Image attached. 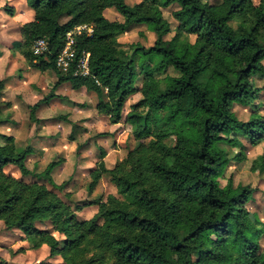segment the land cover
I'll use <instances>...</instances> for the list:
<instances>
[{"label":"trees","instance_id":"trees-1","mask_svg":"<svg viewBox=\"0 0 264 264\" xmlns=\"http://www.w3.org/2000/svg\"><path fill=\"white\" fill-rule=\"evenodd\" d=\"M25 2L34 19L20 28L21 55L30 66L51 68L57 75L41 103L54 98L63 101L54 91L68 82L73 90L85 88L93 93L98 114L116 125L125 103L136 94L125 122L135 140L147 142L128 151L110 170L103 161L105 151L99 149V161L89 171L88 190L108 175L120 199H97L92 203L96 214L79 221L76 213L85 205L72 206L55 192L66 186L65 182L56 185L51 177L58 163H48L41 176L33 174L25 165L29 149L11 148L10 138L0 134V222L5 229L19 230L34 250L47 246L49 257H59L64 264H264V250L257 241L261 232L250 224L246 207L254 189L243 186L236 191L231 177L223 187L219 184L229 164L220 144L234 143V136H242L251 145H264V116L256 104L264 96V0L257 5L252 0H140L133 6L123 0ZM172 4L178 5L172 14L173 29L161 12ZM111 8L122 22L104 17V10ZM2 10L14 15L7 5ZM233 21L239 23L235 28L230 26ZM80 25L92 26L90 35L74 34L77 51L90 55L89 77L62 74L54 62L66 34ZM136 25L154 32L152 46L126 48L118 42ZM37 39L48 44L43 56L30 51ZM133 55L145 59L139 63V88ZM145 65L150 68L143 69ZM168 69L175 75L168 76L162 88L157 79ZM252 78L263 84L255 86ZM234 105L251 107L248 121L238 120ZM37 106L31 107V116ZM1 110L0 102V121ZM158 115L162 117L157 119ZM178 116L177 127H158L159 122L170 124ZM70 125L68 140L74 141L77 128L75 123ZM10 165L22 177L35 180L25 182L5 174L4 168ZM252 165L264 169V146ZM47 222L64 237L62 242L36 226ZM169 252L178 254L179 261L173 262Z\"/></svg>","mask_w":264,"mask_h":264},{"label":"rangeland","instance_id":"rangeland-1","mask_svg":"<svg viewBox=\"0 0 264 264\" xmlns=\"http://www.w3.org/2000/svg\"><path fill=\"white\" fill-rule=\"evenodd\" d=\"M140 0H124V2L129 5L133 6L138 3ZM204 2L213 3V2H220L223 0H203ZM259 0H253L254 4H258ZM8 6V5H7ZM10 7V6H9ZM3 6L0 7L2 10ZM12 8V7H11ZM112 9V8H111ZM14 10V9H13ZM178 10V5L173 4L166 8L162 9L163 17L169 22L172 29L176 26V21L173 18V12ZM4 12V11H3ZM112 14L119 15L114 9H112ZM12 17V16H11ZM111 20H114L111 16H109ZM122 21L121 16L119 17ZM63 20V19H62ZM63 22V21H62ZM237 21H233L230 23V26L235 28L238 26ZM150 29H148L144 25H139L134 27L130 30V32L125 36L123 46H135L136 44L142 45L144 47H150L153 45L155 36L148 33ZM173 33H171L166 38H171ZM190 41H194V36L190 37ZM145 60L140 55L134 57L133 61L137 69V78H136V87H139L142 80V75L139 67V63L141 60ZM159 60V57H157ZM264 65V60H263ZM150 65L143 66V69L148 70ZM175 73L172 69H168L167 72L160 77H158L157 81L159 85L164 88L167 83L168 76H174ZM252 83L255 86H261L263 81L258 78H252ZM2 88H0L1 90ZM133 100V101H132ZM137 101V100H136ZM135 101V102H136ZM134 98L131 96L124 107L122 112L121 121L117 124L116 129L113 133L106 131V124L104 127L102 126L101 130L110 135H99V136H106L101 139H97L98 137L96 132L91 131L89 133V137L84 142H89L88 147H92V150L89 153L86 151H81L79 156L75 149V152L72 154L64 149L61 153H57L56 150H61V147H57L56 149L48 150L45 154L42 152L40 157L36 160H31L27 163V167L33 171V174L43 175V171L48 163L52 161H56L58 164L57 166H62L64 162L65 165L63 169H55L54 172V180L58 179L57 184L60 185L62 183H66L65 189L62 192H56V194L65 202L70 203V205H74L75 203L85 205V207L76 213L77 219L79 221L89 220L93 215L97 212V206L92 204L97 199L101 198L103 201H106L108 196H113L117 199H120L118 195V190L114 186L113 183L110 182L108 175H103L102 178L94 185V187L89 191L88 185L90 183L89 171L95 168V165L99 161V154L100 150L103 149L97 145V142H100L106 148L105 157L103 161L105 162V166L107 169H112L114 166L124 160L126 158L127 152L133 150L137 147V145L142 142H147V140L137 141L133 138L131 133V128L125 122V116L129 112V106L133 104ZM134 102V103H135ZM259 108L257 112L264 116V96L261 97L256 101ZM72 107V106H71ZM144 110L141 109L140 112ZM233 112L235 113L238 120L242 122L248 121L251 114V107H243L241 105H234ZM162 116L158 115L156 118L160 119ZM55 118H51L49 120L43 121L41 123L47 125L49 123H53ZM181 121V117L178 116L172 123L164 124L163 121L159 122L158 127L169 129L172 127H177ZM81 128V127H80ZM51 129L48 130V134L50 133ZM61 134V131H59ZM83 133V132H80ZM102 134V133H100ZM96 135V136H95ZM113 135V136H112ZM107 136H109L107 138ZM226 138L231 137L228 134H224ZM233 138L236 139L234 143L231 144H220L219 147L227 152L229 158V164L226 167L224 172V176L219 179L220 187H223L226 184L228 178H232L234 189L237 191L239 188L243 186H249L250 188L254 189V193L252 194L251 199L246 204V207L249 212V222L253 228L259 230L261 232L258 243L260 244V248L264 250V169L258 170L253 167L252 162L262 154L263 150V143H259L257 145H251L249 142L244 139L242 136H234ZM22 140V139H21ZM170 142L173 143V139L170 138ZM118 144V146H117ZM112 151V152H111ZM239 156L235 157L236 155L240 154ZM36 161V162H35ZM37 163V164H36ZM36 164V165H35ZM4 173L10 175L14 178L22 179L25 182H30L35 180L34 178L27 176L22 177L20 171L15 166H7L4 168ZM56 184V185H57ZM69 193L70 195L67 197L64 194ZM36 226L40 230H46L50 232L53 237L57 240L62 242L63 236L58 234L57 232L52 230V226L49 222L45 223V225H41L36 223ZM7 231L2 222H0V264H38V263H50V264H64L63 260L59 257L50 258L49 257V249L47 247V253H43V251L34 250L31 246L29 241L16 243L18 240H25L24 236H16L14 233L7 237H3L2 232ZM8 235V234H7ZM23 235V234H22ZM209 239L214 240L213 237H209ZM14 245V246H13ZM13 246V247H11ZM7 248L9 250H7ZM90 256V253L87 254ZM168 256L173 262L179 261V256L176 253L169 252Z\"/></svg>","mask_w":264,"mask_h":264},{"label":"crops","instance_id":"crops-1","mask_svg":"<svg viewBox=\"0 0 264 264\" xmlns=\"http://www.w3.org/2000/svg\"><path fill=\"white\" fill-rule=\"evenodd\" d=\"M4 5L12 7L14 15L11 17L0 10V82L2 83V89L0 90V102L2 105L0 134L10 138L11 148L17 151L29 149L30 154L26 158V167L29 161L38 159L42 152L45 154L48 150L50 151L57 147H61V150H56V152H62L66 149L67 152L70 153L71 151L73 154L76 149L78 156L81 151L89 153L92 147H88L89 142H84L89 137V133L91 131L97 134L107 133L101 130L105 124V130L113 133L117 124L111 125L108 117L98 114L95 109L96 96L93 93L87 92L85 88L73 90L68 82L61 83L54 91L56 96L64 98L63 101L54 98L48 102L41 103V100L50 92L52 85L57 81V75L51 68L39 70L30 66L21 55L19 45L23 39L20 28L23 24L31 22L34 19V12L26 4L25 0H0V7ZM111 11L112 9H106L103 12L104 17L108 21H123V19L122 21H118L120 20V15L116 17ZM109 16L115 19L111 20ZM62 21L65 22L66 19ZM136 26L131 27L119 36L118 42L123 45L125 36ZM149 32L155 36L152 30H149ZM124 47L127 48L128 46L125 45ZM258 87L260 86L258 85ZM132 97L134 98V102L138 99L136 94L132 95ZM69 102L87 104L88 106L84 109L71 107ZM36 104L38 106L33 111L32 118L31 107ZM51 118H55L53 123L47 125L41 123ZM68 122L76 124L77 130L74 135V141L68 140L71 132V125ZM49 129L51 131L48 134ZM59 131H61V134ZM103 137L106 136H98L96 140ZM97 145L106 151L103 144L97 142ZM78 146L81 147L77 150ZM65 163L61 167H56L63 169ZM56 167L52 170L51 174L55 184L58 182V179L57 182L54 180L53 171L57 169ZM27 169L31 171L28 167ZM31 172L34 173L33 171ZM12 233L23 237L22 233L17 229L2 232L3 237H7ZM25 241L20 239L15 244ZM7 250L9 249L7 248ZM37 250L47 253L45 245Z\"/></svg>","mask_w":264,"mask_h":264},{"label":"built area","instance_id":"built-area-1","mask_svg":"<svg viewBox=\"0 0 264 264\" xmlns=\"http://www.w3.org/2000/svg\"><path fill=\"white\" fill-rule=\"evenodd\" d=\"M85 32L90 35L92 26L80 25L68 32L65 42L55 57V67L62 74L72 72L74 76L89 77V53L77 51L74 34L80 35ZM30 51L34 56H43L48 52V44L44 39H37L33 42ZM97 82V81H96Z\"/></svg>","mask_w":264,"mask_h":264}]
</instances>
